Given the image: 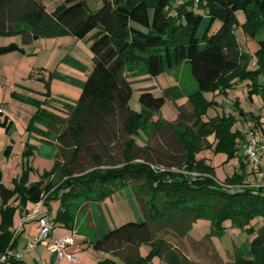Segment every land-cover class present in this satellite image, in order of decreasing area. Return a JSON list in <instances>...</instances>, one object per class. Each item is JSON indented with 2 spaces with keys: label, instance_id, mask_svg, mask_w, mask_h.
<instances>
[{
  "label": "trees",
  "instance_id": "1",
  "mask_svg": "<svg viewBox=\"0 0 264 264\" xmlns=\"http://www.w3.org/2000/svg\"><path fill=\"white\" fill-rule=\"evenodd\" d=\"M45 1L0 0V36L21 35L28 43L65 34L83 39L94 31V64L76 104L62 119V127H57L59 151L52 169L32 183L25 172L14 179L16 187L6 185L0 171V257L16 246L12 231L16 207L10 204L11 199H20L23 207L42 199L50 207L52 201L60 200L51 220L71 229L84 202L104 200L115 188L129 183L134 185L145 219L127 221L92 241L94 249L119 256L125 264H147L153 255L170 264H192L179 245H172L171 237H189L200 218L210 220L211 234H224L228 221L252 232V221L264 218V185L245 181L250 161L245 153L239 154V138L245 134L233 130L237 117L231 114L202 122L207 107L217 102L202 92L227 94L248 77L254 84L252 92L263 89L258 88L261 83L257 78L264 71V0H102L96 9L86 0H63L51 13ZM239 9L246 15L247 34L260 43L258 68L254 70L247 69L251 57L240 49L235 34ZM216 20L221 25L211 32ZM15 49L24 51L11 42L0 45V54ZM184 61L190 63L198 86L197 94L191 97L192 125L183 122V110L176 123L152 120L177 87H168L160 96L144 89L139 98L143 110L133 109L129 68L144 63L146 72L157 76ZM38 78L50 88V73ZM240 112L248 113L243 108ZM249 113L264 134L261 114ZM36 116L50 126L48 111ZM0 124L9 132L13 121L5 116ZM143 124H148L145 129ZM141 129H147L149 135L172 130L176 150L140 144L137 137ZM214 133L216 150L225 153L227 160L240 156V168L225 181L216 177L207 159L196 157ZM118 144L122 145L120 159L114 152ZM31 152L29 148L25 153ZM94 191L97 193L92 195ZM144 244L151 247L146 256L140 250ZM20 262L10 254L0 263ZM97 264L119 263L107 256ZM234 264H264V225L253 241L236 250Z\"/></svg>",
  "mask_w": 264,
  "mask_h": 264
},
{
  "label": "rangeland",
  "instance_id": "2",
  "mask_svg": "<svg viewBox=\"0 0 264 264\" xmlns=\"http://www.w3.org/2000/svg\"><path fill=\"white\" fill-rule=\"evenodd\" d=\"M62 1L63 0H46L47 11L51 13L55 6ZM86 1L92 9H96L102 4V0ZM177 1L179 0H172L173 3H177ZM199 11L201 13L204 12L202 9ZM236 15L237 21L235 25V34L239 47L251 57L247 69H257V53L260 48L259 40L257 37L253 38L247 34L245 27L246 15L244 11L239 9L237 10ZM220 25L221 22L216 20L211 27V32H214ZM93 33L94 31L83 39H78L71 34H65L40 37L28 43L23 41L21 35L0 36V45H7L11 42H15L24 49V51L15 49L0 54V107L5 109L4 114H1L0 112V120L2 121L8 114L14 123L10 133L6 136L7 140L5 144L0 145L1 178L7 185L16 187L14 179H20L25 172L28 173V183L36 182L46 172V170H44L46 167L49 169L47 171L52 169L54 163L49 161L46 157L42 159L41 154L34 151V147L26 146V141L30 134H34L36 133V130L44 129V126H46L41 124V118L39 119V117L36 116L40 111H48L51 115V120L49 119V122L51 123L50 126H46L47 129H51L53 123L58 127H62V119L68 117L69 105H67V102L73 104L78 100L80 90L85 82L86 69L87 67H91L94 61V53L91 50V37ZM41 67L47 68L49 73L52 72L50 88H47L43 81L33 79L31 76L32 72L37 73ZM129 70L132 72L129 75V80L132 82L133 88V93L130 99V104L133 109L138 112L143 110V106L139 101L142 90L150 89L156 96H160L164 94L165 89L168 87H177V91H173V97L166 98V101L160 110L154 113L152 120L158 121L165 119L168 122L176 123L181 120L180 113L183 110V122L186 125L193 124L194 116L192 114L194 106L191 97L197 94L198 86L192 74L189 62L184 61L179 66L171 70H165L157 76L149 75L146 72V65L144 63L134 65L129 68ZM258 75L257 80L261 83L258 88L263 89H259L255 92H252L251 90V88L254 87L251 77L240 81L234 88L229 89L227 94L221 93L220 91L202 92V95L208 100L217 101L207 107L204 116L202 117V122L217 117L230 116L231 114H234L237 117L233 130H240L245 134L244 138H239L238 147L240 156L244 153L247 142L246 140H249L250 129H256L255 120L250 116L249 112L252 111L255 114H261L262 119L264 120V71L260 72ZM240 108L245 109L248 113L246 115L241 114ZM27 116L29 117L28 120ZM147 125L148 124H143L141 128L145 129ZM0 127L3 130H6L5 126L1 124ZM143 129L140 130L137 137L140 144L150 143L154 147L163 151L168 150L173 152V148L176 150V145L173 143L172 130L159 133L153 132L152 135H149V133L146 132L147 129L145 131ZM259 133L262 134L264 139V134L261 130ZM34 136H36V134H34L33 137ZM10 138H14L15 142L12 143ZM207 139L208 145H205L202 150L198 151L196 157L207 159V163L215 168L216 177L221 181H225L228 176H233L235 171L240 168V156L229 158L227 160L228 156L225 153L216 150L217 140H215V133L210 134ZM10 144H13L12 151L7 152ZM29 148H31L32 151L30 155L25 153ZM121 148L122 145L118 144L117 148L114 150L117 159H120ZM260 159V164L256 167L258 169H253L255 165L252 162H247L246 165L245 181L250 182L252 185H264V153ZM39 166L41 167V171L44 170L41 175L37 172ZM117 192L123 196L121 203L119 202L117 195H115L114 203H112L110 197L107 199L111 202L108 203L109 205L106 203H100V205H98L97 202L99 201L96 200L93 202L89 201V206H91L92 203H95L92 204V206L95 210L96 217L100 219V221H105L108 216L110 217L113 213L116 214V212L117 214L122 213L125 217H139L138 212H140L145 219L144 211L137 198L133 184H125L121 186L120 190H117ZM96 193L97 191H94L92 195H95ZM20 201L21 200L16 197L10 201V204L16 207L14 225L12 228L14 236L18 231L17 221L20 219L21 212L25 211L26 213L24 216H28L34 211L33 203L29 202L26 207H23ZM52 203H56L59 207L60 200L52 201ZM43 208L44 212L50 211V207L47 205H44ZM1 209L2 200L0 198V222ZM51 213H53V210ZM97 222L100 224L99 220H97ZM252 224L254 228L252 232L240 228L235 231L238 234L235 235L237 236L235 238L238 239V243H240L239 248H245L247 244L254 240L258 234V230L264 225V218L257 217L252 221ZM63 227L64 226L58 225L54 230H59ZM20 232L21 231H19L18 235ZM95 234L96 233H94V235ZM231 234L232 233H224L221 235L211 234L210 220L207 218H200L194 223V226L190 231V238L171 237V243L173 246L179 245L180 250H183L189 255L192 264H209L203 260V262L198 260L199 257L202 256V253L200 250L196 249L201 248L198 246L194 247L192 245V239L197 241L198 239L212 236L213 242L217 245L218 251L224 256V264H233L232 256L234 255V252L228 247L229 242L232 241ZM227 236H229L230 241ZM34 237L35 234L34 236H28L26 243L33 240ZM144 246L146 248L144 255L146 256L151 247L149 245ZM225 246L226 248L228 247V249H225ZM19 249H21V251L18 252H21L25 261L29 263V259H31V251H28L27 248L22 249L19 247ZM227 250H229V253ZM90 251L97 252V250L86 244H84L83 248H80V252H86V254ZM116 261L119 263L120 259H116ZM162 263L170 264L166 259L163 258L162 260L159 255H153L147 259V264Z\"/></svg>",
  "mask_w": 264,
  "mask_h": 264
},
{
  "label": "crops",
  "instance_id": "3",
  "mask_svg": "<svg viewBox=\"0 0 264 264\" xmlns=\"http://www.w3.org/2000/svg\"><path fill=\"white\" fill-rule=\"evenodd\" d=\"M93 64H94V61H93ZM93 64L91 65V67H87V69H86L85 82H86V79H87L89 73L92 70ZM41 68H45V67H41ZM31 74L33 75L32 76L33 79H39L38 78L39 75L44 74L47 77L49 72H48L47 68H45L43 70V72H41V74H39L38 72L37 73L32 72ZM50 74L52 77V72H50ZM85 82L82 85L80 93H81V91L85 85ZM76 102L73 104H71L70 102H67V105H69L68 112H69V108L71 106H74L76 104ZM0 112H1V114H4L5 109L0 107ZM6 116H8L10 120H12L8 114ZM28 119H29V117L27 116V120ZM262 122H263V126H264V120L263 119H262ZM13 124H12V126H13ZM41 124L47 126V124L45 122H42ZM43 125H39V126H43ZM46 126H44V129L36 130L35 131L36 133H34V134H36V136L33 137L34 134L33 133L30 134V136H28V139L26 141V146L29 144L31 147H34V151L39 152L41 154L42 159H44V157H46L49 159V161L55 163V160L57 158V154L59 151L58 145L56 143V138L58 135V129H57L58 126H54V128L52 127L51 129H47ZM256 130H259V129L256 128ZM9 133H10V131L7 132L6 130H3L0 127V145L5 144V142L7 140L6 136ZM249 139H250V137H249ZM10 140L12 143L15 142L14 138H10ZM21 141H24V140H21ZM12 146H13V144L9 145L10 151H12ZM263 153H262V155H263ZM262 155H261V157H262ZM256 167L257 166H254L253 169H255ZM256 169H258V168H256ZM44 170L47 171L49 169H48V167H46ZM44 170L41 171V167L39 166V169L37 172L39 175H41L44 172ZM0 171L2 172L1 169H0ZM120 188H121V186L115 188L112 191L111 195L106 197L104 200H101V201L96 200V201H99V202H97L98 205H100V203H102V204L111 203L110 201L107 200V199H109V197H110L112 203H114L115 202V195H117V198H118L119 202L121 203L123 196H121L119 194V192H117V190H120ZM93 201H95V200H92L91 202H93ZM89 204H90L89 202H84L81 205V209L77 212L76 222H75V225L73 226V228L70 229V228L63 227V228H60L59 230H53L51 236L47 240H44V241H41L40 243H38L33 250H28V251H31L30 252L31 259H29L30 262L29 263L26 262L25 258L22 257L20 264H97L100 260L105 259L107 256H111L115 260L120 259L119 263L125 264L123 259L119 256L117 257V256H114L112 254H109V253H106V252L100 251V250H97V252L90 251L88 254H86V252H80V248H83L84 244L93 248L92 241L94 240L95 236L96 237H102L112 228L117 227L118 225H121L127 221H131V220L141 221V220H143L142 219L143 216L140 214V212H138L139 217H133V216L132 217H128V216L125 217L122 213L117 214V212H116L117 215L113 213V215L110 217L108 216L107 219H105V221L104 220L100 221V219H98L96 217L95 210L92 206V204H95V203H92L91 206H89ZM33 205L35 208L36 203H33ZM57 209H58V205L56 203L51 202L50 211L44 212V210H43V212L45 214L49 215L50 217H54ZM52 210H53L54 214L51 213ZM21 213L22 214L20 216V219L17 221V229L20 226L21 220H22V218L26 212L22 211ZM128 218H131V219H128ZM97 220H99L100 224H98ZM226 224H227V230L225 233H232L231 234L232 241H230L229 236H227V237L230 241L228 247H230V249H232L234 252V255L232 256L233 264H234L235 252L240 247V245H239L240 243H238V239L235 238V237H237L235 235H238L237 232H235V231L239 228H235L234 226H231V222H229V221ZM58 225L63 226L61 224L56 223L54 228L57 227ZM37 227H38V220L37 219L30 220V221L26 222L21 227L20 234L18 236L13 237V239L16 240V246L12 249L11 252L21 251V249H19V247H21L22 249L23 248L25 249L26 244H27L26 242L28 240V236H31V235L34 236V234L36 235L37 234ZM70 232H72V233H70ZM94 233H96V234L94 235ZM69 234L74 235L75 243L73 245L68 246L67 250L69 252H74L75 254H77L78 259L76 262H71L67 258H59L58 255L56 254V252L53 251L52 249H50V244L52 243V241L57 236L69 235ZM93 235H94V237H93ZM188 238H190V236ZM192 241L194 244H196V245H194L192 243V245L194 247L198 246L201 248V249H196V250H200V252L202 253L201 255L203 256V258H202V256H200L198 260H200L201 262L205 261L206 263H209V264H224V256L221 255V253L218 251L217 245L213 242L212 236H210V237L208 236V237H205L203 239H198L197 241L192 239ZM144 245H148V244H144ZM144 245L140 249L142 255H144V253L146 251V248ZM228 247L226 248V246H225V249H228ZM228 251L229 250H227V252ZM187 257L191 260L189 255H187ZM162 260H163V258H162ZM191 262H192V260H191ZM162 264H164V263H162Z\"/></svg>",
  "mask_w": 264,
  "mask_h": 264
},
{
  "label": "built area",
  "instance_id": "4",
  "mask_svg": "<svg viewBox=\"0 0 264 264\" xmlns=\"http://www.w3.org/2000/svg\"><path fill=\"white\" fill-rule=\"evenodd\" d=\"M263 152L264 143L262 134H260L256 129L251 130L250 139L246 144L244 151L246 157L250 162L257 166L260 164V157ZM44 205V199L37 202L33 213L29 214L28 216H23L18 231L15 233V236L18 235L22 225L26 222L34 219L38 220L37 234L35 235L33 240L28 241V243L26 244V248L28 250H33L38 243L47 240L54 230L55 224L52 222L51 217L43 212ZM74 243V235L57 236L50 244V249L55 251L59 258H67L71 262H76L78 259L77 254H75L74 252H69L67 250L68 246L73 245ZM11 251L12 250L8 248L6 252L0 257V262L8 260L10 254H12L17 260L22 259L23 254L21 252Z\"/></svg>",
  "mask_w": 264,
  "mask_h": 264
}]
</instances>
